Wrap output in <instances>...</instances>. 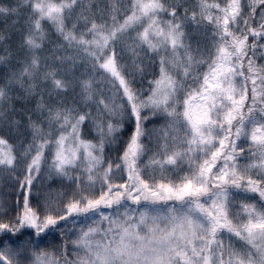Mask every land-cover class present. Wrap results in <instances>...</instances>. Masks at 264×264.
<instances>
[{
  "label": "snow or ice",
  "instance_id": "obj_1",
  "mask_svg": "<svg viewBox=\"0 0 264 264\" xmlns=\"http://www.w3.org/2000/svg\"><path fill=\"white\" fill-rule=\"evenodd\" d=\"M0 264H264V0H0Z\"/></svg>",
  "mask_w": 264,
  "mask_h": 264
},
{
  "label": "trees",
  "instance_id": "obj_2",
  "mask_svg": "<svg viewBox=\"0 0 264 264\" xmlns=\"http://www.w3.org/2000/svg\"><path fill=\"white\" fill-rule=\"evenodd\" d=\"M149 127H151V125H149Z\"/></svg>",
  "mask_w": 264,
  "mask_h": 264
}]
</instances>
